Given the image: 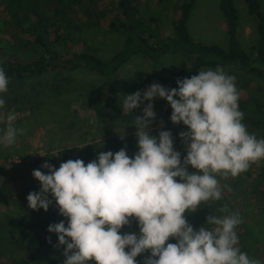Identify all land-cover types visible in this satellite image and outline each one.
<instances>
[{
	"label": "clouds",
	"instance_id": "1",
	"mask_svg": "<svg viewBox=\"0 0 264 264\" xmlns=\"http://www.w3.org/2000/svg\"><path fill=\"white\" fill-rule=\"evenodd\" d=\"M236 79L217 66L177 78L178 88L153 82L126 94L121 101L125 115L144 105L143 115H134L130 123L137 128L134 157L125 146L117 152L100 151L87 164L78 158L61 162L59 168L45 162L41 167L48 173L33 170L40 190L27 195L29 208L48 211L55 202L66 218L47 229L58 237L53 246L63 248V264H139L137 257L145 252L150 254L143 264H264L242 251L237 229L244 217L228 203L215 210L218 214L210 212L198 230L186 216L224 199L228 186L218 177H237L264 160V138L242 122ZM8 85L0 66V94L8 92ZM157 97L170 104L172 123L187 126L179 133L183 158L170 130L152 134ZM5 104L0 96V109ZM16 119L14 113L7 115L0 136L5 147L26 132L15 126ZM133 221L139 231L122 233ZM47 239L52 243L51 236Z\"/></svg>",
	"mask_w": 264,
	"mask_h": 264
},
{
	"label": "trees",
	"instance_id": "2",
	"mask_svg": "<svg viewBox=\"0 0 264 264\" xmlns=\"http://www.w3.org/2000/svg\"><path fill=\"white\" fill-rule=\"evenodd\" d=\"M141 1L0 0V8L3 11L0 17V32L9 34L14 43L0 37V66L5 69L11 82L18 83L29 78L39 80L51 73L52 78L44 84L47 90L40 91L38 95L46 96L42 99V103L46 105L45 109L50 108L57 116L70 114V104L78 98L88 102V105L92 104L98 113L109 115L107 117L110 120L102 122L98 127L99 130L103 126L106 127L104 138H94L92 143L84 145L76 153L77 159H83L86 164L96 159L100 151L117 152L127 146L130 157H134L138 151L131 137L122 140L121 136H106L110 135L109 130L115 126L110 117L117 120L119 116H123V121L126 120L125 115L116 116L110 111L118 110L122 101L116 86V76L135 59L150 65L153 79L141 83L139 77L141 78L142 71L133 72L127 80L131 94L137 90H145L153 82L168 88H178L177 78H190L198 75L200 70L223 67L227 74L237 78L236 84L240 94L238 103L244 113L242 122L249 129L264 132V12L261 10L260 0H242L254 20L255 39L248 47L240 41L239 9L235 0L218 1V9L225 21L224 45L203 42L191 34L188 21L196 0H174L173 16L170 20L171 34L164 32L159 17H145L141 14ZM157 1L163 3L165 0ZM81 22L119 33L123 37L122 46L107 59L101 58L84 42L79 46ZM174 54H181L184 61L166 71L164 61ZM64 71H80L98 81L82 84L79 78L65 75ZM22 98L27 99V94L21 95V101L24 102ZM159 100L157 97L153 101L156 113L159 109L158 104H155ZM143 106L141 105V108ZM84 140L85 138L79 142ZM184 155L186 154H182V158ZM67 160L69 156L63 154L62 162ZM190 170L193 169L190 167ZM257 175L252 178L246 174L244 180L241 175L220 179L232 189H235L239 182L241 185L247 184L248 189L241 187L234 190L233 193L236 192L237 196L240 195V190H250L253 193L257 191L260 197H264V169ZM259 202L258 198L256 203L260 205ZM0 204H4L7 211L6 214L1 213L5 215V220H0V264H63V248L53 246L58 242V237L55 233L47 231L51 223L66 219L59 214L55 202L48 211L42 208L36 211L28 205L23 208L18 203L14 204L15 209L8 210L11 202ZM222 204L218 201L217 204H212L211 208L202 205V208L194 213L197 216V225H205L207 215L210 212L218 214L215 210ZM258 207L259 215L264 219V199L263 205ZM121 231L138 232V223L133 221L131 227L125 226ZM237 231L242 251L264 261V251L251 248L244 224L240 225ZM49 236L52 243L48 242ZM169 242L177 241L170 239ZM20 251L23 253L19 254ZM5 254L9 257L5 258ZM149 254L150 252H145L138 256L139 264H143L144 256Z\"/></svg>",
	"mask_w": 264,
	"mask_h": 264
},
{
	"label": "rangeland",
	"instance_id": "3",
	"mask_svg": "<svg viewBox=\"0 0 264 264\" xmlns=\"http://www.w3.org/2000/svg\"><path fill=\"white\" fill-rule=\"evenodd\" d=\"M218 1L219 0H196L188 21L190 32L195 39L203 42H215L221 45L225 44V21L218 9ZM235 1L239 9L240 41L244 46L248 47L255 39L253 31L254 20L248 14L242 0ZM173 2L174 0H165L163 3H159L157 0H142L140 11L145 17H159L164 32L166 34H171L170 20L173 16ZM260 5L261 10L264 12V0H260ZM2 14L3 11L0 8V17H2ZM80 26L81 30L78 36L81 42L79 41V46L84 42L86 46L95 50L103 59L109 58L123 44V37L117 32L110 31L105 27L83 22L80 23ZM0 37L6 40L8 39L13 43L11 38H9L10 35L7 33L0 32ZM183 61L184 57L181 54H174L171 57H167L164 61L165 70L167 71L170 67L179 65ZM137 70H141L143 73L141 78L139 77L141 83L152 81V69L148 63L140 59L130 61L116 76V86H118L119 94L122 96L121 100L124 95L131 94L130 83L127 80L128 76L132 75V73ZM64 74H70L79 78L78 80L82 84H85V82L98 81L91 75L80 71L71 73L64 71ZM52 76L53 75L50 73L44 75L39 80L29 78L22 83L16 81L11 82L9 80L8 92L0 94V96L6 100L5 107L0 109V136L3 135L6 129V119L9 113H14L16 115V127H23L26 129L24 135L17 136L16 142L13 145L5 147L0 143V202H11L12 205H10L8 210L15 209V203L26 208L28 205L27 195L31 191L40 190V182L32 175L33 170L40 169L48 173V169L41 167L45 162L59 168L63 154L68 155L69 159H77L76 153L80 151L84 145L92 143L94 138H104L103 135L106 132V127L103 126L100 130L98 127L102 122L104 123L110 120L109 117H107L109 115L106 116L105 114L98 113L92 104L88 105V102L82 98L72 101L70 104L71 113L67 115L57 116L50 108L45 109L46 105L42 103V99L46 96L39 97L38 93L47 90L44 84L47 80H50ZM40 82H42V85H40ZM173 88H175V86H173ZM23 93L27 94L28 97L27 99L22 98L24 102L21 101V95ZM86 100L89 101L88 98H86ZM157 104L159 112L157 113L156 120L152 124V134L158 136L161 130H170L174 137L175 149L182 154H186L185 145L182 143L179 133L181 131H186L187 126L183 125V123L179 125L172 123L170 116L173 110L166 99L160 98L155 106ZM39 109L41 110L39 111ZM118 110H121V112ZM118 110L110 112L116 114V116L119 114L125 115L121 105ZM110 112L108 114H110ZM134 115H143L142 108L134 109L132 117L125 115V121L122 119L123 116H119L117 120L110 117L115 126L109 130L110 135L106 136H121L123 134L125 138H133V144L138 148L137 137L135 135L137 128L135 125L130 124ZM161 121L164 122L163 126H161ZM248 131L250 133H255L258 138H264L263 131H257L251 128H248ZM83 138H85L84 142H79V140ZM263 169L264 160H261L258 163L252 164L246 172L240 175L243 177V180L246 174L255 178ZM218 178L220 179V177ZM220 181L222 184L228 186L222 179H220ZM241 187L242 189H248L247 184L244 183L241 185V182H239L236 188L239 190ZM235 189L229 186L226 187L223 192L224 199L221 202L228 203L231 209L240 211L244 217V229L248 235L246 238L249 237L251 248L264 251V219L259 215L258 207L261 206V204L263 205L264 197H260L258 195L259 192L256 191L253 193L250 190H240V195L237 196L235 195L236 192L233 193ZM255 195L256 197H254ZM258 198L260 205L256 203ZM252 199H255V201ZM213 204H217V202ZM5 208L4 204H0L1 221H4L6 218L4 215L7 212ZM186 216L195 229L201 227L197 225V216L194 213H186ZM22 253L21 251L19 252V254ZM4 257L8 258L9 256L5 254Z\"/></svg>",
	"mask_w": 264,
	"mask_h": 264
}]
</instances>
